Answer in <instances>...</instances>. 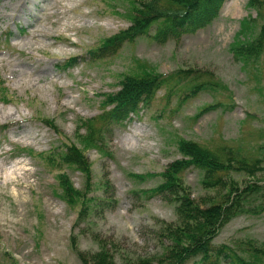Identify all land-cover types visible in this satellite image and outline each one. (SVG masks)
<instances>
[{
	"label": "rangeland",
	"instance_id": "374dc122",
	"mask_svg": "<svg viewBox=\"0 0 264 264\" xmlns=\"http://www.w3.org/2000/svg\"><path fill=\"white\" fill-rule=\"evenodd\" d=\"M247 1L225 0L217 18L177 41L157 43L140 36L93 59L90 48L128 25L118 12H124L126 0H0V78L10 94L0 100V264H81L72 245L94 250L93 235L109 238L119 254L167 264L153 255L168 244L161 227L179 222L175 204L138 190L160 182L167 163L180 158L179 139L211 148L228 143L248 157L264 159V44L256 57L247 59L230 48L243 19H251L248 26L257 30L264 21V7L260 13ZM73 55L78 56L74 65L65 68ZM137 60L158 73L205 71L198 79H211L212 85L182 100L185 89L167 94L161 87L138 112L113 125L107 152L83 147L77 138L82 117L101 112L104 93L116 89ZM207 104L214 107L195 117ZM63 140L75 142L87 156L91 193L109 198L104 210L78 223L81 202L68 204L58 195L56 176L65 171L82 189L83 172L57 160L48 164L38 154ZM231 178L238 185L253 179L264 183V169L233 171ZM181 181L202 206L227 188L204 187L193 167L181 173ZM248 238L264 241V210L233 216L212 242L239 250Z\"/></svg>",
	"mask_w": 264,
	"mask_h": 264
},
{
	"label": "trees",
	"instance_id": "16d2710c",
	"mask_svg": "<svg viewBox=\"0 0 264 264\" xmlns=\"http://www.w3.org/2000/svg\"><path fill=\"white\" fill-rule=\"evenodd\" d=\"M126 1L124 12L116 11L128 20V25L106 36L97 47L90 48V58L113 54L125 42H133L140 36L149 37L157 43H164L169 39L177 41L182 35L193 33L217 18L225 0ZM247 3L260 13L264 7V0H248ZM250 20L247 18L241 21V29L230 45L236 56L245 59L256 57L264 44V21L257 30L254 25L248 26ZM77 57H68L63 63L64 67H72ZM143 61L137 60L135 68L122 74L117 88L104 93L100 113L82 117V124L78 129H83V132H77V138L83 147L107 152L104 145L113 125L122 122L130 113L138 112L161 87L166 88L167 94L185 89V94L179 99L182 100L212 85L211 79H198L199 74L205 71L179 68L169 73H158L153 70V66L144 64ZM191 71L195 74L187 80ZM9 96L8 87L0 78V100L6 101ZM213 107V104L203 106L195 113V117ZM46 121L57 130L51 121ZM178 149L180 158L167 163L159 175L162 180L153 187L138 190L146 196L160 195L166 200H172L179 218L178 224L165 223L161 227V235L168 244H164L162 251L153 256L159 258V261L165 259L167 264H264V241L255 242L248 238L239 250L237 245H215L212 242L219 228L233 216L243 212L260 213L264 210V183L260 179L249 180L241 185L231 181L233 171L254 174L263 170L264 159L259 156L248 157L238 147L228 143L211 148L194 139L180 138ZM38 154L48 164L57 162L83 172L85 184L82 189L74 186L65 171L56 176L60 189L58 195L68 204L81 202L76 223L84 220L91 212L104 210L109 198L103 194L91 193L93 183L90 163L79 145L63 140L59 146ZM188 167L199 171L204 187L227 188L212 196L207 202L208 205H200L190 196L189 187L181 181V173ZM133 176L141 178L143 175L135 173ZM101 185L103 192L107 191L108 181L104 180ZM70 238L73 244L75 235L72 233ZM93 238L97 241L94 250H81L76 243L72 245L81 264L149 263L144 257L132 258L117 253L114 243L107 237L93 235Z\"/></svg>",
	"mask_w": 264,
	"mask_h": 264
},
{
	"label": "bare ground",
	"instance_id": "6f19581e",
	"mask_svg": "<svg viewBox=\"0 0 264 264\" xmlns=\"http://www.w3.org/2000/svg\"><path fill=\"white\" fill-rule=\"evenodd\" d=\"M8 114H10V111L8 112Z\"/></svg>",
	"mask_w": 264,
	"mask_h": 264
}]
</instances>
